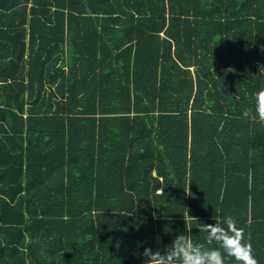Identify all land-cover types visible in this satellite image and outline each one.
I'll list each match as a JSON object with an SVG mask.
<instances>
[{
  "label": "trees",
  "instance_id": "obj_1",
  "mask_svg": "<svg viewBox=\"0 0 264 264\" xmlns=\"http://www.w3.org/2000/svg\"><path fill=\"white\" fill-rule=\"evenodd\" d=\"M260 89L264 0H0V264H140L228 218L264 264Z\"/></svg>",
  "mask_w": 264,
  "mask_h": 264
},
{
  "label": "clouds",
  "instance_id": "obj_2",
  "mask_svg": "<svg viewBox=\"0 0 264 264\" xmlns=\"http://www.w3.org/2000/svg\"><path fill=\"white\" fill-rule=\"evenodd\" d=\"M242 115L264 123V89L252 95L251 108L244 110ZM196 229L206 234L208 244L215 246L192 244L190 233H173L168 229L165 233L171 242L164 245L163 249L159 246L143 247L135 256L140 259V264H225V257L234 261V264H257L251 244L245 242L244 230L233 219L228 218L218 224L199 222ZM156 243L159 244L158 238Z\"/></svg>",
  "mask_w": 264,
  "mask_h": 264
}]
</instances>
